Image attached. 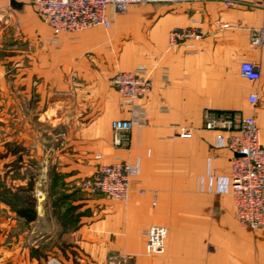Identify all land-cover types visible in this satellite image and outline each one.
I'll return each mask as SVG.
<instances>
[{
    "label": "crops",
    "instance_id": "crops-1",
    "mask_svg": "<svg viewBox=\"0 0 264 264\" xmlns=\"http://www.w3.org/2000/svg\"><path fill=\"white\" fill-rule=\"evenodd\" d=\"M33 1L0 0V264H264V231L235 217L232 155L203 120L206 110L253 116L264 146V46L250 39L264 30L257 0L132 5L124 14L110 7L112 29L60 45ZM195 27L205 33L195 53L170 46L172 30ZM248 62L260 81L241 76ZM139 66L153 80L147 123L115 148L112 123L131 113L111 79ZM181 127L191 139L177 136ZM119 160L134 169L126 205L79 187ZM30 193L31 223L17 212ZM152 226L168 237L165 253L149 257Z\"/></svg>",
    "mask_w": 264,
    "mask_h": 264
},
{
    "label": "built area",
    "instance_id": "built-area-1",
    "mask_svg": "<svg viewBox=\"0 0 264 264\" xmlns=\"http://www.w3.org/2000/svg\"><path fill=\"white\" fill-rule=\"evenodd\" d=\"M194 0H34L33 5L43 22L53 31L50 40L60 45L71 34L92 28L112 29L114 21L108 15L113 7L117 14H124L132 5L189 3ZM225 5H234L225 0ZM256 7L264 8V0H257ZM229 25H223L228 28ZM205 33L202 28H176L169 34L171 47H185L187 53H195V44L202 41ZM251 43L264 46V30L253 31ZM241 76L251 82L261 79L260 67L254 63H244L240 68ZM112 86L121 97V103L130 109V119L116 120L112 123V144L123 148L129 143L130 132L147 123L144 100L152 91L153 80L145 66H139L130 72H120L112 77ZM167 72L164 73V86H169ZM252 106L258 103V95L249 98ZM204 127L216 133V147L226 148L232 158L230 176V194L235 205V217L241 227L254 231H264V146L261 132L255 117H245L230 112L206 110L203 116ZM177 136L191 139L192 132L179 128ZM134 174L132 165L125 161H116L102 165L97 173L83 179L79 187L91 195L103 194L114 201L126 205L130 196V179ZM37 200L43 199L44 192L36 191ZM147 238L146 255L157 256L165 253L168 229L152 226L145 232ZM46 264H63L57 258H50Z\"/></svg>",
    "mask_w": 264,
    "mask_h": 264
},
{
    "label": "trees",
    "instance_id": "trees-1",
    "mask_svg": "<svg viewBox=\"0 0 264 264\" xmlns=\"http://www.w3.org/2000/svg\"><path fill=\"white\" fill-rule=\"evenodd\" d=\"M33 190V183L29 185V192ZM17 205H19V201L17 200ZM18 214L23 215L29 223L34 222L36 220V211H35V199L29 196L27 200V208L25 210H17Z\"/></svg>",
    "mask_w": 264,
    "mask_h": 264
},
{
    "label": "rangeland",
    "instance_id": "rangeland-1",
    "mask_svg": "<svg viewBox=\"0 0 264 264\" xmlns=\"http://www.w3.org/2000/svg\"><path fill=\"white\" fill-rule=\"evenodd\" d=\"M7 43H10V41L7 40ZM30 196H31V193H30Z\"/></svg>",
    "mask_w": 264,
    "mask_h": 264
},
{
    "label": "water",
    "instance_id": "water-1",
    "mask_svg": "<svg viewBox=\"0 0 264 264\" xmlns=\"http://www.w3.org/2000/svg\"><path fill=\"white\" fill-rule=\"evenodd\" d=\"M13 4H15V3H13Z\"/></svg>",
    "mask_w": 264,
    "mask_h": 264
}]
</instances>
